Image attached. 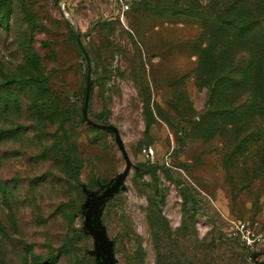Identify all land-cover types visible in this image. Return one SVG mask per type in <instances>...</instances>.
<instances>
[{
    "label": "rangeland",
    "instance_id": "rangeland-1",
    "mask_svg": "<svg viewBox=\"0 0 264 264\" xmlns=\"http://www.w3.org/2000/svg\"><path fill=\"white\" fill-rule=\"evenodd\" d=\"M213 10L264 0H0V264H264V23Z\"/></svg>",
    "mask_w": 264,
    "mask_h": 264
},
{
    "label": "trees",
    "instance_id": "trees-1",
    "mask_svg": "<svg viewBox=\"0 0 264 264\" xmlns=\"http://www.w3.org/2000/svg\"><path fill=\"white\" fill-rule=\"evenodd\" d=\"M263 5V4H262ZM185 11L184 14L189 15L191 14V12L189 11V9L192 7V5H185ZM188 9V10H187ZM213 13H215L216 18L217 19H221L223 20V23H230V25L234 28H236V35H238V37H245L246 35H248V33L251 31V29H253V27H255L256 23H264V13H255L252 15H248V17L250 19H244L245 17H241L239 19L234 18L232 16H230L229 18H225L223 16V14L221 12H217L215 10L212 11ZM225 21V22H224ZM231 21V22H229ZM253 62V60L251 61Z\"/></svg>",
    "mask_w": 264,
    "mask_h": 264
},
{
    "label": "water",
    "instance_id": "water-1",
    "mask_svg": "<svg viewBox=\"0 0 264 264\" xmlns=\"http://www.w3.org/2000/svg\"><path fill=\"white\" fill-rule=\"evenodd\" d=\"M117 139H118V141L120 142L118 135H117ZM115 188H116V187L114 186L110 191H108L105 195H103V196L98 200V202H100L102 199L107 198V197H108V196H109V195L115 190ZM87 227L90 228V229H92L88 220H87ZM108 250H109V249H108ZM109 252H110V250H109Z\"/></svg>",
    "mask_w": 264,
    "mask_h": 264
}]
</instances>
